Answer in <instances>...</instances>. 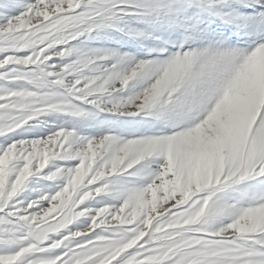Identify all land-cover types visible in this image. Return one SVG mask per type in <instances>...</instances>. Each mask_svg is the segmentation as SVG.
Instances as JSON below:
<instances>
[{
	"label": "snow or ice",
	"instance_id": "obj_1",
	"mask_svg": "<svg viewBox=\"0 0 264 264\" xmlns=\"http://www.w3.org/2000/svg\"><path fill=\"white\" fill-rule=\"evenodd\" d=\"M0 264H264V0H0Z\"/></svg>",
	"mask_w": 264,
	"mask_h": 264
}]
</instances>
